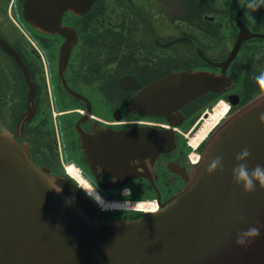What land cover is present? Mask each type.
Wrapping results in <instances>:
<instances>
[{"label": "flooded vegetation", "instance_id": "1", "mask_svg": "<svg viewBox=\"0 0 264 264\" xmlns=\"http://www.w3.org/2000/svg\"><path fill=\"white\" fill-rule=\"evenodd\" d=\"M9 1L0 0V38L18 51L35 84V111L23 131L30 138H36L41 129L48 132L49 167L61 173L63 164L49 112L42 62L11 22ZM13 1L17 5L23 2ZM61 23L76 32L64 71L65 84L58 75L59 48L65 37L41 33L32 26L31 31L43 46L52 72L64 158L77 164L92 189L108 199L122 195L155 199L161 208L191 175L192 149L188 140L213 106L222 99L231 112L264 90L255 80L264 72V37L260 36L264 35V7L251 11L245 0H94L85 13L65 11ZM230 55L224 70L230 79L226 89L207 92L182 108L184 118L179 125L171 126L164 117L144 116L126 109L127 99L144 84L188 69L220 74L222 66L218 63ZM4 56L9 63L3 61ZM27 89L20 66L0 47V117L6 122L2 110L13 115V128L26 109ZM70 89L88 99L91 111L86 112V102L74 97ZM231 100L237 103L232 104ZM84 115L77 129L76 122ZM168 128L174 130L175 146L144 163V139L137 141L133 132L144 136V129ZM91 135L102 141L106 137L117 138L113 146H97L94 166L84 148ZM204 144L205 140L195 151L201 152ZM37 156L47 154L38 149ZM107 160L118 163L111 167L105 163ZM142 215L134 210L99 208L103 220Z\"/></svg>", "mask_w": 264, "mask_h": 264}, {"label": "water", "instance_id": "2", "mask_svg": "<svg viewBox=\"0 0 264 264\" xmlns=\"http://www.w3.org/2000/svg\"><path fill=\"white\" fill-rule=\"evenodd\" d=\"M93 1L23 0L24 21L42 33L65 37L58 57V75L64 84L76 32L61 23L62 15L85 13ZM0 46L15 59L28 85L26 110L13 133L0 128V264H264V186L245 191L232 174L243 147L250 149L249 168L264 164V120L260 118L264 91L215 128L185 185L159 210L134 219L103 220L77 183L37 164L30 155L21 135L35 110V84L18 51L2 38ZM231 55L218 63L220 74L188 69L144 84L127 99L126 109L179 125L182 107L204 93L226 89L230 79L224 70ZM72 94L86 102V112L91 111L88 99ZM84 117L76 122L77 129ZM133 133L137 141L144 139V163L175 146L172 128L144 129V136ZM116 139L102 141L91 135L86 140L91 166L97 146H113ZM216 155L222 156L223 167L209 172L207 164ZM105 163L113 167L118 162ZM253 224L262 226L260 235L251 243H236L237 236Z\"/></svg>", "mask_w": 264, "mask_h": 264}, {"label": "clouds", "instance_id": "3", "mask_svg": "<svg viewBox=\"0 0 264 264\" xmlns=\"http://www.w3.org/2000/svg\"><path fill=\"white\" fill-rule=\"evenodd\" d=\"M247 9L251 11H255L261 7H264V0H245ZM257 55H260L258 52ZM256 82L264 86V72L259 73L255 76ZM264 120V114H261L260 117ZM250 156V149L248 147H243L237 153V160L240 162L237 163L234 168L232 169L233 179L241 184L245 191H253L256 186L259 184L260 186H264V164L257 163L254 167L249 168L247 157ZM223 167V158L220 155H216L210 159L207 164V170L209 172H213L218 168ZM126 192H130V189H125ZM88 195H93V190L89 188L87 190ZM97 202L102 201V197L99 193H96L93 197ZM123 207L122 204L119 205ZM261 225L253 224L249 225L245 228L236 239V243L238 244H248L251 243V238L257 237L260 235L261 232Z\"/></svg>", "mask_w": 264, "mask_h": 264}, {"label": "bare ground", "instance_id": "4", "mask_svg": "<svg viewBox=\"0 0 264 264\" xmlns=\"http://www.w3.org/2000/svg\"><path fill=\"white\" fill-rule=\"evenodd\" d=\"M227 104H224L223 102H219L215 108L210 112L209 116L205 119L202 120V123L200 124V126L197 127V129L195 130V133L193 134V136H191L188 140V144L192 149V152L190 153V160L192 161V163L196 162V158L198 156H196V148L199 146L200 142L206 137V135L208 134V132L210 131V129L213 127V125L215 124V122L221 118L226 110ZM196 154V155H195ZM67 172L77 180V182L79 183V185L87 192V190L89 188L92 189V187L90 186L89 182L84 179L80 173H79V169L76 168L75 165L73 164H67ZM93 190V189H92ZM96 194V192L93 190V195H91L92 197H94V195ZM101 206H103L104 208H109V207H117V208H125L126 206H130L128 203H111V202H107L104 199H102V201L98 202ZM122 204L123 207H120L119 205ZM146 210H154L155 204L153 202L150 203H140L138 205H134Z\"/></svg>", "mask_w": 264, "mask_h": 264}, {"label": "rangeland", "instance_id": "5", "mask_svg": "<svg viewBox=\"0 0 264 264\" xmlns=\"http://www.w3.org/2000/svg\"><path fill=\"white\" fill-rule=\"evenodd\" d=\"M12 7V6H11ZM7 8H8V6H7ZM13 16H14V14H13ZM14 25H15V27L18 29V31L20 32V34H21V36L25 39V36L23 35V33L20 31V29L17 27V25H16V23L17 24H19L20 25V23H19V20L15 17V22L16 23H14L13 21H11ZM21 26V25H20ZM22 29H24L23 27H22ZM27 42V41H26ZM28 43V42H27ZM36 43V42H35ZM36 45H37V43H36ZM38 46V45H37ZM39 48V47H38ZM41 51V50H40ZM41 53L44 55V53H43V51H41ZM5 58L3 59V61H7L8 63H9V60H8V58L6 57V56H4ZM259 88H262V86L260 85L259 86ZM2 106H3V104H2ZM1 116L5 119V121L7 122H3V120H2V118L0 117V126L4 129V130H7V131H12V126H13V123H14V120H12V122L10 121V119L13 117V115H11V117H10V115L9 114H4V111L2 110L1 111ZM55 118V117H54ZM57 118V117H56ZM10 121V122H9ZM56 123H57V125H58V120H56ZM53 126V125H52ZM28 132H27V136H28ZM26 135H24V140L25 141H27V142H29L30 143V145H31V147L33 148V149H35V152H34V154L35 155H37V150L39 149V148H37V146H36V144L33 142V141H31L30 140V137H27ZM50 143H51V141H50ZM62 160L64 161L65 160V158L64 157H62ZM62 161V162H63ZM64 163H66V161H64Z\"/></svg>", "mask_w": 264, "mask_h": 264}, {"label": "trees", "instance_id": "6", "mask_svg": "<svg viewBox=\"0 0 264 264\" xmlns=\"http://www.w3.org/2000/svg\"><path fill=\"white\" fill-rule=\"evenodd\" d=\"M33 142L36 144L37 148H42L45 152H48L50 154L51 152V143L50 139L48 137V132L44 130H41V132H38L36 140L33 139ZM32 154H34L35 149L32 150ZM34 156V155H33ZM48 158H37L38 161L44 162L45 164L49 165L50 156H47ZM36 161V159H35Z\"/></svg>", "mask_w": 264, "mask_h": 264}, {"label": "built area", "instance_id": "7", "mask_svg": "<svg viewBox=\"0 0 264 264\" xmlns=\"http://www.w3.org/2000/svg\"><path fill=\"white\" fill-rule=\"evenodd\" d=\"M196 160H197V158H196Z\"/></svg>", "mask_w": 264, "mask_h": 264}]
</instances>
